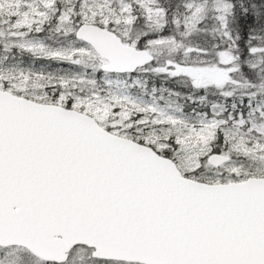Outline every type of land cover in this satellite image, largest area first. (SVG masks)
Listing matches in <instances>:
<instances>
[{"label": "snow or ice", "instance_id": "snow-or-ice-1", "mask_svg": "<svg viewBox=\"0 0 264 264\" xmlns=\"http://www.w3.org/2000/svg\"><path fill=\"white\" fill-rule=\"evenodd\" d=\"M0 264H264V0H0Z\"/></svg>", "mask_w": 264, "mask_h": 264}]
</instances>
